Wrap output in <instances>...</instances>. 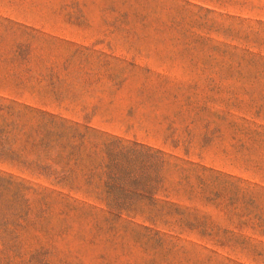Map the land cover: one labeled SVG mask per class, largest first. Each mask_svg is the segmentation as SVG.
<instances>
[{"label":"rangeland","instance_id":"rangeland-1","mask_svg":"<svg viewBox=\"0 0 264 264\" xmlns=\"http://www.w3.org/2000/svg\"><path fill=\"white\" fill-rule=\"evenodd\" d=\"M0 174V264H264V0H0Z\"/></svg>","mask_w":264,"mask_h":264},{"label":"trees","instance_id":"trees-1","mask_svg":"<svg viewBox=\"0 0 264 264\" xmlns=\"http://www.w3.org/2000/svg\"><path fill=\"white\" fill-rule=\"evenodd\" d=\"M135 147L137 146H123L121 141L116 140L107 150L109 163L105 166L108 194L106 206L116 218H120L125 212L130 214L134 203L149 200L146 197L149 187L147 164L153 162L158 173L165 164L164 155L161 152L156 151L149 156L150 149L143 151L145 148L139 147L140 150L137 151L133 149ZM133 157L134 160H132ZM135 163L138 166V172L133 174L130 167Z\"/></svg>","mask_w":264,"mask_h":264}]
</instances>
